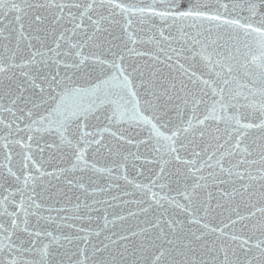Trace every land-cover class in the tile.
<instances>
[{"label": "snow or ice", "instance_id": "snow-or-ice-1", "mask_svg": "<svg viewBox=\"0 0 264 264\" xmlns=\"http://www.w3.org/2000/svg\"><path fill=\"white\" fill-rule=\"evenodd\" d=\"M214 3L0 0V264H264V0ZM77 173L138 230L56 207Z\"/></svg>", "mask_w": 264, "mask_h": 264}, {"label": "water", "instance_id": "water-1", "mask_svg": "<svg viewBox=\"0 0 264 264\" xmlns=\"http://www.w3.org/2000/svg\"><path fill=\"white\" fill-rule=\"evenodd\" d=\"M151 0H135V3L137 6H142L143 4L150 3ZM204 2H209V3H214V0H204ZM227 2V0H225ZM12 17L11 16H6L5 17V22L7 23L8 20H10ZM154 23L157 25V28L161 26L160 21H154ZM136 27H140V25L136 24L134 25ZM144 27V32L142 34H149L148 32V27L145 25ZM165 28H167L166 25H164ZM188 65H193L190 70H195L197 74H200L202 69L198 66V61L197 62H192L188 61L186 66ZM127 128V125L124 126ZM115 130V129H113ZM125 135L129 136L133 140L132 145H124V151L127 153L129 150L135 151L136 150V141L146 137L147 132L146 131H140L136 129H128V131L125 132ZM35 151V148H34ZM140 151L142 154H147L144 152V146L141 145ZM45 156H47V151L44 153ZM18 159V157L16 158ZM14 160V164H15ZM54 163H56L54 161ZM105 163V162H101ZM136 167L134 168L132 166V161L130 160L128 162V173L130 176L132 175H137V169L142 170L144 175H141L139 178L144 179L145 176L149 175H154L150 169H155L157 166L155 164L153 165H145L143 161H136L135 162ZM105 166H108L105 163ZM115 175V173H114ZM77 177L81 180V182L84 184L85 188H87V192L84 191V189L80 188H67L62 185L64 190L67 192V195L64 198V201L61 205H56V207H65L68 209L74 210L76 208L77 203L80 204V208L82 213L87 212L91 216V221H89V216L84 215L83 219V226L86 229L87 232L91 233L90 238L95 236V232L97 230L104 231L103 225L105 224L104 217L108 218V234L110 235L111 232H122L124 229H132V230H138L136 228L137 221L131 217H128V208H135V205H123L121 199H114V197L120 196L123 199H133V197L129 196H123L124 192V186L123 182L121 181V187L120 189H117L115 185H113L111 188L108 187V185L111 183V180L108 177H98V176H93L91 174H83L81 175L80 173H77ZM103 189V191L101 190ZM174 194V193H173ZM71 201V203H68V201ZM87 201V204L90 205L91 207L84 209V202ZM213 203H215L213 201ZM241 211H246L245 209H241ZM66 214H71V213H66ZM44 215H48L47 212H44ZM53 216H55V212L52 213ZM120 216L127 217L125 220H120ZM179 219H184L183 216L178 217ZM227 218V213L224 214V216H217L216 220L213 221V224H219L221 219H224L226 221ZM5 223H7V217L4 218ZM142 219V218H141ZM112 221H115V223H112ZM31 227L33 229L39 228L42 230H47V231H55L57 228V224L49 221H44L41 220L39 223H37V218L33 217L31 219ZM239 227V225H237ZM65 232L68 231H73L70 229H65ZM59 234V233H56ZM23 235V234H22ZM103 238V237H101ZM222 254H221V259H222Z\"/></svg>", "mask_w": 264, "mask_h": 264}]
</instances>
